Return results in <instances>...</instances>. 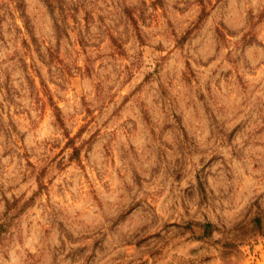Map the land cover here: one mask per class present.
<instances>
[{"label":"rangeland","instance_id":"obj_1","mask_svg":"<svg viewBox=\"0 0 264 264\" xmlns=\"http://www.w3.org/2000/svg\"><path fill=\"white\" fill-rule=\"evenodd\" d=\"M0 264H264V0H0Z\"/></svg>","mask_w":264,"mask_h":264},{"label":"trees","instance_id":"obj_2","mask_svg":"<svg viewBox=\"0 0 264 264\" xmlns=\"http://www.w3.org/2000/svg\"><path fill=\"white\" fill-rule=\"evenodd\" d=\"M206 227L209 226L208 224L205 225Z\"/></svg>","mask_w":264,"mask_h":264}]
</instances>
